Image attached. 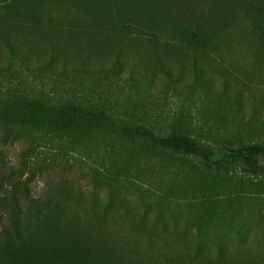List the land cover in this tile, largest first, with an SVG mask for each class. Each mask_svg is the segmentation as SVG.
<instances>
[{"label": "trees", "instance_id": "1", "mask_svg": "<svg viewBox=\"0 0 264 264\" xmlns=\"http://www.w3.org/2000/svg\"><path fill=\"white\" fill-rule=\"evenodd\" d=\"M76 20L93 34L104 30L124 39L116 46L108 38L88 58L71 55L55 38L35 46L26 34L33 28L47 36L63 27L57 22ZM129 36L163 50L154 60L157 70L185 96L182 112L162 123L138 99L142 90L153 91V80L123 62L127 48L121 42ZM0 44L9 53L0 78L10 84L0 81L1 140L32 135L37 145L58 139L96 153L107 165L110 201L123 188L144 195L154 192L146 185L157 184L167 195L159 207L193 228L200 245L213 241L218 254L222 237L241 233L233 217L243 227L262 211L264 0H0ZM178 48L190 67L177 65ZM104 50L114 55L108 58ZM235 55L252 60L258 83L230 80L224 64ZM15 74L19 83L10 80ZM31 77L42 78V89L28 85ZM193 109L202 115L199 121ZM35 149H25L18 166L0 158V264H195L153 253L134 257L106 206L104 214L88 212L63 189L35 196L29 160ZM163 175L182 191L163 190ZM220 258L208 264H235Z\"/></svg>", "mask_w": 264, "mask_h": 264}, {"label": "rangeland", "instance_id": "2", "mask_svg": "<svg viewBox=\"0 0 264 264\" xmlns=\"http://www.w3.org/2000/svg\"><path fill=\"white\" fill-rule=\"evenodd\" d=\"M215 6L216 4H214V10H217ZM56 24L63 27L58 29L57 25L54 30H49L47 36L33 28H28L26 34L29 40H34L33 45L35 46L43 45L48 41L46 37L55 38L60 48L68 47L71 55H85L88 58L93 57L97 47L107 46L106 40L108 38L113 39L116 46H119V39H124L108 35L104 30L93 34L86 30L87 26H84V22L80 20L68 23L59 21ZM67 28L70 29L67 30ZM123 41L121 44H126L124 49L127 48L126 54L122 53L123 62L128 66H135L139 77L147 76L153 80V91L142 90L138 97L139 103L148 107L149 116L162 123L164 119L172 118L181 113L183 103L186 101L184 94H179L173 85L167 84L166 78L157 70L155 65V58L164 55L163 50L154 47L147 40L130 36ZM181 50L179 48L175 50L174 59L178 62L177 65L190 67V61L184 58ZM170 51L173 53V50ZM104 52L108 58L114 55V52L110 50H104ZM189 53L192 54L193 52L189 51ZM8 60L9 53L0 44L1 65H4ZM217 61L220 63V59ZM226 61L224 65H228L226 69L232 73L233 76H230V80L234 81V84H236L235 78L236 80L240 78L239 82L258 83L259 75L256 71L251 70L253 63L250 58L235 55ZM210 63L211 65H218L214 60H210ZM189 69L185 70L186 74L190 73ZM16 76L17 74L10 78L13 83L20 81ZM222 76L220 77L222 78ZM41 79L28 78V85L34 86V89L38 91L43 87ZM0 81L5 87L10 85L8 80L2 77ZM200 102V100L197 101L198 105ZM190 114L195 120L202 116L196 109H193ZM215 122L216 117L213 116L208 125H213ZM206 129L208 128L206 127ZM33 137L32 135H22L13 142L10 140L3 141L0 138V158L7 164L18 166L22 161L23 151L34 145L35 151L29 154L30 163L34 164L36 172L30 182L34 195L37 196L48 190H54L56 194H59L63 189L71 194L70 197L74 199L78 197V202L85 204L88 212L94 209L96 212L104 214L105 206L108 210H113L119 222L114 227H117L118 234L128 243L126 245L133 251L134 257L140 252L141 254L153 253L177 260L193 259L195 264H208L211 261L221 259L222 255L224 259L235 264H252V262L264 264V205L261 204L262 211L254 219L243 221V227L240 218L233 217L231 219L235 226L240 228L241 233L239 235L228 234L222 237L220 241L218 240L221 244V254H218L219 249L217 250L216 245L212 243L213 241L206 240L204 242L207 244L200 245L193 228L187 227L180 218L171 216L168 207H165V211L159 207L158 202L167 195H164L163 191H157V184L146 185L145 189L150 187L154 189V192L148 193L146 191L144 195H140L133 188H123L121 193L110 201L111 190L103 181L107 167L104 159H99L96 153L89 155L79 145H71L58 139L50 140L49 138V140L46 139L47 141L40 139L41 141L37 145L39 138L36 137L33 140ZM39 165H41L40 169L37 168L36 170ZM97 170L103 175H97ZM161 171L156 170L160 174ZM169 178L168 175H163V178L159 180L163 190L182 191L181 184L172 180L168 182ZM170 192L175 193L174 191ZM162 196L163 199H161ZM109 202L110 204H108ZM165 203L167 200L164 201ZM243 206L250 207L249 205ZM237 207L239 206L237 205Z\"/></svg>", "mask_w": 264, "mask_h": 264}]
</instances>
